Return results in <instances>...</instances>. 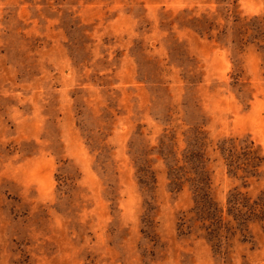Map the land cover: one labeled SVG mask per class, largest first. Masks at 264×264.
Returning a JSON list of instances; mask_svg holds the SVG:
<instances>
[{
	"label": "rangeland",
	"instance_id": "rangeland-1",
	"mask_svg": "<svg viewBox=\"0 0 264 264\" xmlns=\"http://www.w3.org/2000/svg\"><path fill=\"white\" fill-rule=\"evenodd\" d=\"M0 264H264V0H0Z\"/></svg>",
	"mask_w": 264,
	"mask_h": 264
},
{
	"label": "trees",
	"instance_id": "trees-1",
	"mask_svg": "<svg viewBox=\"0 0 264 264\" xmlns=\"http://www.w3.org/2000/svg\"><path fill=\"white\" fill-rule=\"evenodd\" d=\"M169 140H170V138H169ZM160 144H161V147L163 149H165L167 151V153L170 155V157L172 158V160H171L172 164L169 167V169H170L169 173H170V175L172 174L171 182L176 183V182L180 181V179H182L185 176H187L188 174H190L189 173L190 170L187 169L186 165H185V163H189V161H190V149L188 148L186 150V153L183 155V160H182V162H180V160L175 157V153H173L171 151V147L167 144L166 141H161ZM142 173H143V171H142ZM145 178H146L145 173L140 175V179H145ZM205 202L208 205H210L211 207L213 206L212 209H214L216 211L217 207L214 205V203L212 201H211L212 203L209 202L208 200H206ZM203 206L206 207L205 204H203Z\"/></svg>",
	"mask_w": 264,
	"mask_h": 264
}]
</instances>
